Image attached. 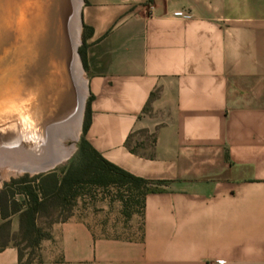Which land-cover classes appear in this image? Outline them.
<instances>
[{"label":"crops","instance_id":"0c3cea01","mask_svg":"<svg viewBox=\"0 0 264 264\" xmlns=\"http://www.w3.org/2000/svg\"><path fill=\"white\" fill-rule=\"evenodd\" d=\"M80 16L86 140L165 184L141 214L72 212L29 264H264V0H82ZM0 264H21L14 244Z\"/></svg>","mask_w":264,"mask_h":264},{"label":"water","instance_id":"95a60500","mask_svg":"<svg viewBox=\"0 0 264 264\" xmlns=\"http://www.w3.org/2000/svg\"><path fill=\"white\" fill-rule=\"evenodd\" d=\"M81 1L0 0V161L23 172L54 170L61 134L81 133Z\"/></svg>","mask_w":264,"mask_h":264},{"label":"trees","instance_id":"16d2710c","mask_svg":"<svg viewBox=\"0 0 264 264\" xmlns=\"http://www.w3.org/2000/svg\"><path fill=\"white\" fill-rule=\"evenodd\" d=\"M84 37V35H83ZM84 47L79 49L84 68ZM90 103H86L83 120L82 135L78 150L70 160L66 168L59 171H51L32 179H20L5 184L0 191V219L7 221L11 216H18L20 232L36 236L37 243L51 238L50 233H42L37 226V217L45 215L52 218L53 211L58 216L54 223L67 221L72 215L76 201L85 198V190L94 187L117 189L116 199L123 206V213L130 217L131 214H141L144 198L148 193L158 192L157 188L165 182H151L122 170L105 160L86 140L85 136L90 126ZM132 135L126 141L130 148ZM135 152L134 149H131ZM23 198L22 202L17 197ZM1 227L0 233H7L5 227ZM7 243L0 245L4 248ZM19 261L22 264L24 258L18 245ZM33 258H28L25 264H29Z\"/></svg>","mask_w":264,"mask_h":264},{"label":"rangeland","instance_id":"374dc122","mask_svg":"<svg viewBox=\"0 0 264 264\" xmlns=\"http://www.w3.org/2000/svg\"><path fill=\"white\" fill-rule=\"evenodd\" d=\"M81 47V46H80ZM80 49V48H79ZM81 71L83 73V77L86 79V75L84 73V69ZM85 94V97L87 98L86 95V90L83 91ZM87 103V99H86ZM86 110V108H85ZM85 115V114H84ZM84 120V119H83ZM82 127H83V122H82ZM82 127H81V133L79 131V135L77 138V141L73 143L71 140H64L63 138H60V142H68L69 146L72 144L77 148L78 150V145L81 139L82 135ZM76 151H73L72 154H67L63 155L61 159L63 161L61 162L60 165H58L54 170L52 171H61L62 169L66 168V166L69 164L70 160L73 158V156L76 154ZM15 163H11L8 161H0V191L4 188L5 184H9L13 181H18L20 179H32L34 177L40 176L42 174H32L30 172H23L24 170H19ZM51 172V171H50ZM48 173V172H46ZM85 198H80L79 200L76 201V204L71 212L76 211L77 214H82L83 212L89 213L91 211L99 212V208L104 202V200H118L116 199V194H117V189L114 187H108L107 189L104 188H98L92 186V188L88 191L85 190ZM17 200L19 202L23 201V198L21 196L17 197ZM119 201V200H118ZM53 211V212H52ZM53 213V217H45V215H40L37 217V226L42 230V233H49L51 229L50 222L55 220L58 216L57 212L54 213V209L51 210ZM85 213V214H86ZM7 225L5 227V230L7 233H0V245L2 244H14L18 245L19 249L22 251L23 256L25 258H40L41 254L39 253L40 247L42 243H44L46 240L41 241L39 244L37 243L36 236H29L28 233H22L20 232L19 228V220L18 216H11L7 221H2L0 219V230L1 227Z\"/></svg>","mask_w":264,"mask_h":264},{"label":"bare ground","instance_id":"6f19581e","mask_svg":"<svg viewBox=\"0 0 264 264\" xmlns=\"http://www.w3.org/2000/svg\"><path fill=\"white\" fill-rule=\"evenodd\" d=\"M79 74H80V85L84 90V85H83V73L81 71L82 67L80 66L79 69ZM79 131H80V124L76 125L74 128H71L70 130H66L63 134H61V138H63L64 140H71L73 143H75L77 141L78 135H79ZM59 157L60 159L63 157V155H67V154H72L74 151L75 146L72 144L71 146H69L68 142H60L59 140ZM12 163V162H11ZM17 168L20 170H25V168L23 166H20L18 164H16ZM16 168V169H17Z\"/></svg>","mask_w":264,"mask_h":264}]
</instances>
